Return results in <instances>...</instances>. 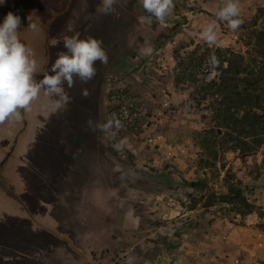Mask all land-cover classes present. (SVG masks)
<instances>
[{
	"label": "rangeland",
	"instance_id": "obj_1",
	"mask_svg": "<svg viewBox=\"0 0 264 264\" xmlns=\"http://www.w3.org/2000/svg\"><path fill=\"white\" fill-rule=\"evenodd\" d=\"M173 2L163 23L142 0L106 16L100 0L0 4V22L21 17L37 82L77 32L108 55L92 80L65 85L66 100L41 89L0 123V264H264V145L234 148L215 113L218 50L263 63L254 46L264 0H239L243 23L217 20L212 45L202 30L225 0ZM230 185L253 213L207 205Z\"/></svg>",
	"mask_w": 264,
	"mask_h": 264
},
{
	"label": "clouds",
	"instance_id": "obj_2",
	"mask_svg": "<svg viewBox=\"0 0 264 264\" xmlns=\"http://www.w3.org/2000/svg\"><path fill=\"white\" fill-rule=\"evenodd\" d=\"M122 0H100L96 9L99 15H109L115 11V5ZM5 0H0V4ZM144 10L163 23L174 9L173 0H142ZM239 0H225L223 7L215 12V20L202 30L204 40L212 45L216 41L217 20L226 22L236 30L242 23ZM29 28L36 30L37 24L29 16ZM21 17L9 12L0 22V123L13 117L20 118V110H27L37 99L41 89L49 95L66 100L65 85L72 88L75 79L87 83L96 75V62L107 64L108 55L103 41L92 35L81 37L75 33L63 40V49L58 50L54 62L37 82L38 61L31 47L19 37ZM68 31L73 32L72 25ZM55 47V43H53ZM211 64L217 63L216 57L210 58ZM75 78V79H74ZM83 95L87 96L85 89ZM92 125V121H88Z\"/></svg>",
	"mask_w": 264,
	"mask_h": 264
},
{
	"label": "trees",
	"instance_id": "obj_3",
	"mask_svg": "<svg viewBox=\"0 0 264 264\" xmlns=\"http://www.w3.org/2000/svg\"><path fill=\"white\" fill-rule=\"evenodd\" d=\"M254 49L256 57L263 62L260 66L246 60L241 53L218 50L220 76L215 92L222 95L215 109L216 118L228 129L226 134L234 141V148L248 154L264 145V30L257 33ZM216 203L233 204L242 215L255 211L254 204L235 185H230L227 193L211 194L207 205Z\"/></svg>",
	"mask_w": 264,
	"mask_h": 264
}]
</instances>
